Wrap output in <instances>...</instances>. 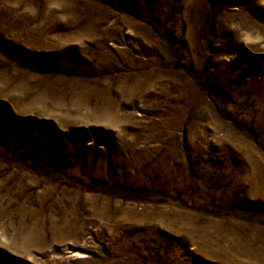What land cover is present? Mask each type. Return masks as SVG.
<instances>
[{
	"label": "rangeland",
	"instance_id": "rangeland-1",
	"mask_svg": "<svg viewBox=\"0 0 264 264\" xmlns=\"http://www.w3.org/2000/svg\"><path fill=\"white\" fill-rule=\"evenodd\" d=\"M0 264H264V0H0Z\"/></svg>",
	"mask_w": 264,
	"mask_h": 264
}]
</instances>
